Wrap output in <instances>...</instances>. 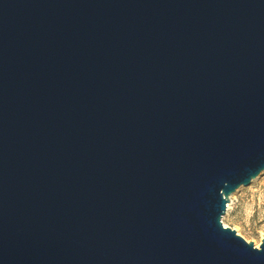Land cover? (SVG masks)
<instances>
[{
    "label": "water",
    "instance_id": "95a60500",
    "mask_svg": "<svg viewBox=\"0 0 264 264\" xmlns=\"http://www.w3.org/2000/svg\"><path fill=\"white\" fill-rule=\"evenodd\" d=\"M263 172L264 0H0V264H264Z\"/></svg>",
    "mask_w": 264,
    "mask_h": 264
},
{
    "label": "rangeland",
    "instance_id": "374dc122",
    "mask_svg": "<svg viewBox=\"0 0 264 264\" xmlns=\"http://www.w3.org/2000/svg\"><path fill=\"white\" fill-rule=\"evenodd\" d=\"M230 196V209L221 218L223 225L258 246L264 235V172Z\"/></svg>",
    "mask_w": 264,
    "mask_h": 264
},
{
    "label": "bare ground",
    "instance_id": "6f19581e",
    "mask_svg": "<svg viewBox=\"0 0 264 264\" xmlns=\"http://www.w3.org/2000/svg\"><path fill=\"white\" fill-rule=\"evenodd\" d=\"M255 180V179H254ZM232 195V194H231ZM232 196H230V198H231ZM230 206H231V203H230V200H229V202L227 203V205H226V211H225V213H227L228 212V210L230 209ZM225 225V224H224ZM256 247H257V244H256Z\"/></svg>",
    "mask_w": 264,
    "mask_h": 264
}]
</instances>
